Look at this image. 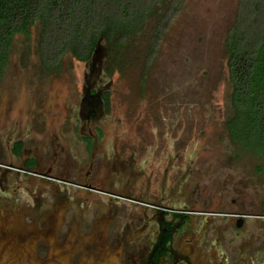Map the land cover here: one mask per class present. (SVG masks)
Segmentation results:
<instances>
[{
	"label": "flooded vegetation",
	"instance_id": "af4514ba",
	"mask_svg": "<svg viewBox=\"0 0 264 264\" xmlns=\"http://www.w3.org/2000/svg\"><path fill=\"white\" fill-rule=\"evenodd\" d=\"M100 51L73 146L61 122L0 105V264H264V203L230 196L197 152L103 120Z\"/></svg>",
	"mask_w": 264,
	"mask_h": 264
},
{
	"label": "rangeland",
	"instance_id": "374dc122",
	"mask_svg": "<svg viewBox=\"0 0 264 264\" xmlns=\"http://www.w3.org/2000/svg\"><path fill=\"white\" fill-rule=\"evenodd\" d=\"M238 2L188 0L147 73L144 50L150 28L136 39L128 56L109 63L111 71L102 43L95 68L100 69L103 84H109L103 120L117 122L131 137L147 141L165 137V151L197 152L198 167L213 168L217 183L225 185L230 196H245L253 206L264 203V154L243 149L230 138L226 125L233 107L225 39ZM39 32L36 24L28 38L21 34L14 38L0 80V105L25 111L33 108L39 119L61 122L66 133V125H75L80 118L90 65L68 54L61 72H45L37 52ZM21 113L24 119L25 112ZM72 132L64 134L71 146L78 137ZM174 140L184 146L168 144Z\"/></svg>",
	"mask_w": 264,
	"mask_h": 264
},
{
	"label": "trees",
	"instance_id": "16d2710c",
	"mask_svg": "<svg viewBox=\"0 0 264 264\" xmlns=\"http://www.w3.org/2000/svg\"><path fill=\"white\" fill-rule=\"evenodd\" d=\"M188 0H0V80L14 38L40 26L38 55L45 72H61L70 54L86 62L103 43L109 63L128 56L136 39L150 28L144 50L149 71L162 42ZM230 138L248 152L264 154V0H239L227 32ZM141 55V54H140ZM134 56V55H133Z\"/></svg>",
	"mask_w": 264,
	"mask_h": 264
},
{
	"label": "water",
	"instance_id": "95a60500",
	"mask_svg": "<svg viewBox=\"0 0 264 264\" xmlns=\"http://www.w3.org/2000/svg\"><path fill=\"white\" fill-rule=\"evenodd\" d=\"M99 49H100V47H99V48L96 50V52H97ZM87 93H89V92H87ZM87 93H86V94H87ZM99 96H100V95H99ZM85 98H87V95H86V97H85ZM83 103H84V102H83Z\"/></svg>",
	"mask_w": 264,
	"mask_h": 264
}]
</instances>
